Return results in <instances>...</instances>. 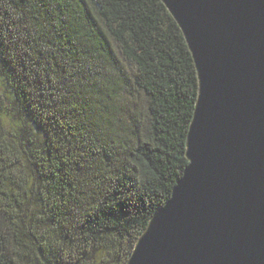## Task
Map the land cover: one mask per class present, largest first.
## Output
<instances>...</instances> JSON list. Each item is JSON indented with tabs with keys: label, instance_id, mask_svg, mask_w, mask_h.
Wrapping results in <instances>:
<instances>
[{
	"label": "trees",
	"instance_id": "trees-1",
	"mask_svg": "<svg viewBox=\"0 0 264 264\" xmlns=\"http://www.w3.org/2000/svg\"><path fill=\"white\" fill-rule=\"evenodd\" d=\"M0 83V264H126L189 163L198 74L166 4L0 0Z\"/></svg>",
	"mask_w": 264,
	"mask_h": 264
},
{
	"label": "water",
	"instance_id": "water-1",
	"mask_svg": "<svg viewBox=\"0 0 264 264\" xmlns=\"http://www.w3.org/2000/svg\"><path fill=\"white\" fill-rule=\"evenodd\" d=\"M198 74L189 163L126 264H264V0H163Z\"/></svg>",
	"mask_w": 264,
	"mask_h": 264
},
{
	"label": "rangeland",
	"instance_id": "rangeland-1",
	"mask_svg": "<svg viewBox=\"0 0 264 264\" xmlns=\"http://www.w3.org/2000/svg\"><path fill=\"white\" fill-rule=\"evenodd\" d=\"M2 93V86H1V83H0V94ZM2 120L4 121V123L6 124L7 127H13L12 126V123L15 122L12 117L6 113L3 112V115H2ZM14 124V123H13Z\"/></svg>",
	"mask_w": 264,
	"mask_h": 264
}]
</instances>
